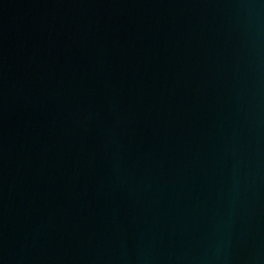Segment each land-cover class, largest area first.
Returning a JSON list of instances; mask_svg holds the SVG:
<instances>
[{
	"label": "water",
	"instance_id": "water-1",
	"mask_svg": "<svg viewBox=\"0 0 264 264\" xmlns=\"http://www.w3.org/2000/svg\"><path fill=\"white\" fill-rule=\"evenodd\" d=\"M0 264H264V0H0Z\"/></svg>",
	"mask_w": 264,
	"mask_h": 264
}]
</instances>
